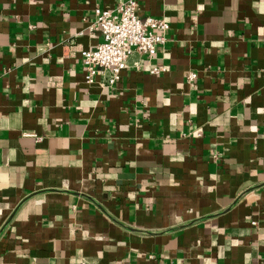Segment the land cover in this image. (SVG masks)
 <instances>
[{
  "label": "crops",
  "instance_id": "obj_1",
  "mask_svg": "<svg viewBox=\"0 0 264 264\" xmlns=\"http://www.w3.org/2000/svg\"><path fill=\"white\" fill-rule=\"evenodd\" d=\"M121 1L0 0V264H264V0H137L167 42L88 85Z\"/></svg>",
  "mask_w": 264,
  "mask_h": 264
},
{
  "label": "built area",
  "instance_id": "obj_2",
  "mask_svg": "<svg viewBox=\"0 0 264 264\" xmlns=\"http://www.w3.org/2000/svg\"><path fill=\"white\" fill-rule=\"evenodd\" d=\"M169 28L165 20L141 19L137 0L121 1L113 10L96 9L90 31L99 32L103 42L93 50L80 53L86 83L114 87L124 71L140 68L139 60L133 62L136 55L145 56L148 62L155 57L157 49L167 42ZM165 72L164 67L149 68L153 76ZM196 79V73H189V82Z\"/></svg>",
  "mask_w": 264,
  "mask_h": 264
}]
</instances>
